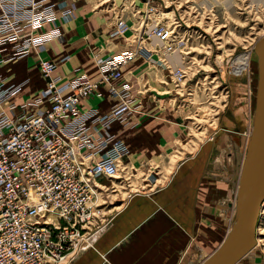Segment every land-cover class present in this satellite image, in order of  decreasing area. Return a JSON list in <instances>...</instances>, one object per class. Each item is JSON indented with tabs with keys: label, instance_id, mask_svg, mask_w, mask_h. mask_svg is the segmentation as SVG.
<instances>
[{
	"label": "built area",
	"instance_id": "2783aa9c",
	"mask_svg": "<svg viewBox=\"0 0 264 264\" xmlns=\"http://www.w3.org/2000/svg\"><path fill=\"white\" fill-rule=\"evenodd\" d=\"M69 14L61 1L0 0V52L12 59L59 41L58 22ZM152 33L171 51V29ZM147 52L138 46L98 57L96 78L76 67L65 81L52 75L55 62L37 58L44 85L18 107L10 97L20 83L0 81V264H67L108 223L100 179L115 178L120 162L111 157L110 124H129L138 109L120 68ZM101 87L115 99L108 113L79 106L81 98L102 96Z\"/></svg>",
	"mask_w": 264,
	"mask_h": 264
},
{
	"label": "rangeland",
	"instance_id": "374dc122",
	"mask_svg": "<svg viewBox=\"0 0 264 264\" xmlns=\"http://www.w3.org/2000/svg\"><path fill=\"white\" fill-rule=\"evenodd\" d=\"M51 1L64 2L70 8L69 18L58 22L61 33L63 25L76 22L86 13L102 24L103 36L97 44L87 46L94 64L101 55L119 50L135 51L138 46L148 50V57L132 56L120 68L138 104L135 113L141 117L166 114L181 123V138L171 152L176 156L167 170L161 169L164 162L159 165L158 160L139 167L127 165L123 161L127 153L118 149L121 139L110 144L111 157L120 162L118 175L102 182L108 187L102 215L120 206L128 191L160 184L178 157L204 153L207 177L221 182L223 239L234 218L235 174L241 170L252 124L257 78L252 47L264 34V4L258 0H150L143 6L139 4L142 0ZM119 21L124 26L122 31L117 26ZM154 26L171 29V51L162 49L152 34ZM91 33L98 36L100 32ZM51 42L59 46V41ZM44 46L32 50L34 64ZM60 60L67 62L70 55L62 54ZM169 160L168 155L165 163ZM256 226V245L234 264H264V205ZM209 246L202 250L199 262L210 253Z\"/></svg>",
	"mask_w": 264,
	"mask_h": 264
},
{
	"label": "crops",
	"instance_id": "0c3cea01",
	"mask_svg": "<svg viewBox=\"0 0 264 264\" xmlns=\"http://www.w3.org/2000/svg\"><path fill=\"white\" fill-rule=\"evenodd\" d=\"M139 2L143 6L151 1ZM93 31L100 33L94 36ZM103 31L102 24L86 13L76 22L63 25L59 46L52 42L45 44L38 57L56 63L54 76L67 79L77 67L78 72L94 79L96 67L87 46L97 44ZM31 52L12 59L0 52L1 83L3 86L20 83L10 97L16 107L36 97L44 85ZM62 54H69L70 60L59 61ZM99 91L102 96L81 98L79 106L94 108L99 115L108 113L115 99L106 95L104 87ZM159 114L141 117L140 113H135L129 124H110L115 139H121L119 152L123 149V153H127V157H123L127 165L139 167L149 160H158L159 165L164 162L161 169L167 170L170 166L171 158L176 156L171 154L175 141L181 138V123ZM135 123L136 126L131 127ZM168 155L169 163H165ZM178 158L171 173L161 178L160 184L128 191L120 206L106 214L108 223L92 235L90 246L79 250L67 264H196L203 258L201 252L207 245L214 246H209V252L214 250L222 240L221 182L218 178L207 177L204 153ZM239 174L240 168L235 174L234 199ZM193 251H200L199 255Z\"/></svg>",
	"mask_w": 264,
	"mask_h": 264
},
{
	"label": "water",
	"instance_id": "95a60500",
	"mask_svg": "<svg viewBox=\"0 0 264 264\" xmlns=\"http://www.w3.org/2000/svg\"><path fill=\"white\" fill-rule=\"evenodd\" d=\"M252 50L257 66L254 108L235 194L234 218L221 242L198 264H234L255 244L264 200V34Z\"/></svg>",
	"mask_w": 264,
	"mask_h": 264
},
{
	"label": "bare ground",
	"instance_id": "6f19581e",
	"mask_svg": "<svg viewBox=\"0 0 264 264\" xmlns=\"http://www.w3.org/2000/svg\"><path fill=\"white\" fill-rule=\"evenodd\" d=\"M258 1H260L261 3H263L264 4V0H258ZM154 28V27H153ZM153 28H152V30H153ZM153 34V33H152ZM120 51V50H119ZM264 205V200H263V202H262V205H261V208H262V206ZM260 212H261V209H260ZM257 226H256V229H255V234L257 233ZM259 233H262L261 231H259ZM255 245H256V237H255Z\"/></svg>",
	"mask_w": 264,
	"mask_h": 264
}]
</instances>
